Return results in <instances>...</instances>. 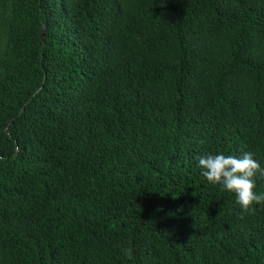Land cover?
<instances>
[{"label": "trees", "instance_id": "obj_1", "mask_svg": "<svg viewBox=\"0 0 264 264\" xmlns=\"http://www.w3.org/2000/svg\"><path fill=\"white\" fill-rule=\"evenodd\" d=\"M205 152L264 168V0H0V264H264Z\"/></svg>", "mask_w": 264, "mask_h": 264}, {"label": "clouds", "instance_id": "obj_2", "mask_svg": "<svg viewBox=\"0 0 264 264\" xmlns=\"http://www.w3.org/2000/svg\"><path fill=\"white\" fill-rule=\"evenodd\" d=\"M196 159L201 175L208 183L218 185L221 191L234 194L241 219L254 211V205L264 203V194L255 191L257 179H264V168L251 152H243L238 156L205 152ZM123 251L129 259L132 258L131 247Z\"/></svg>", "mask_w": 264, "mask_h": 264}, {"label": "water", "instance_id": "obj_3", "mask_svg": "<svg viewBox=\"0 0 264 264\" xmlns=\"http://www.w3.org/2000/svg\"><path fill=\"white\" fill-rule=\"evenodd\" d=\"M44 32H45V28L44 26L41 28V33H40V39L42 40L44 37ZM13 119L9 120V125L12 123ZM8 126L5 128V134L8 133Z\"/></svg>", "mask_w": 264, "mask_h": 264}]
</instances>
